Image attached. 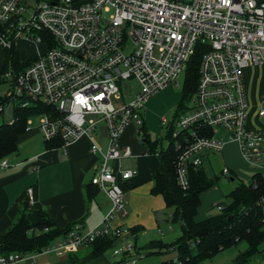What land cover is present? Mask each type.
<instances>
[{
	"label": "built area",
	"instance_id": "1",
	"mask_svg": "<svg viewBox=\"0 0 264 264\" xmlns=\"http://www.w3.org/2000/svg\"><path fill=\"white\" fill-rule=\"evenodd\" d=\"M20 40L43 51L19 71L11 66L2 74L8 89L0 116L7 108L29 109L35 114L26 119L25 132L35 130L44 143L59 141L63 150L103 124L104 147L89 148L100 156L90 184L105 194L109 209L96 227L74 223L39 252L0 254V264H26L37 255L75 253L99 238L130 236L112 221L126 216L117 176L129 179L135 171L119 165L116 174L110 162L131 156L128 147H119V138L133 124L141 139L145 102L171 84L178 86L196 51L201 57L191 107L171 131L177 185L188 190L189 169L200 168L231 142L264 178V129L248 126L244 89L249 68L264 71V0H0V50L15 51ZM127 80L139 89L125 103L120 85ZM112 99L122 105L116 108ZM260 106L258 117H263L264 94ZM0 167H7L6 160ZM26 197L33 204L30 189ZM112 255L116 262L125 257V264H133L134 244L127 241Z\"/></svg>",
	"mask_w": 264,
	"mask_h": 264
},
{
	"label": "trees",
	"instance_id": "2",
	"mask_svg": "<svg viewBox=\"0 0 264 264\" xmlns=\"http://www.w3.org/2000/svg\"><path fill=\"white\" fill-rule=\"evenodd\" d=\"M200 57L201 53L196 51L186 65L182 84V99L176 109L175 121L185 110L184 100L188 101L196 90ZM9 63L14 68V72L24 66L18 64L19 56L16 51L3 50V66L0 70V77L7 71ZM3 101V96H0V104ZM34 114L29 109L16 108L13 111L14 121L12 123L3 121L0 124V161L17 151V138L25 132L26 119ZM174 122L168 126L166 131L165 138L169 141L166 148L158 149V142L151 141L143 126L140 128L143 136L141 141L146 152L157 154L160 163V169L156 171L152 179L153 186L150 192L152 195L161 196L165 206L168 209H173V218L180 220L182 224V234L175 243L151 241L143 248L146 251L145 255L175 251L176 260L160 264H199L202 260L209 259L226 248L235 246L239 242H245L247 249L234 260L233 264L251 259L259 252V246L264 242V178L260 174H253L249 185L241 183L227 195L228 203L216 205L218 209L222 207L220 214L196 221L199 195L214 183L206 177L201 168H190L188 190L182 191L177 185L175 178L177 151L171 140ZM55 143L56 141L46 142L45 146L50 149ZM92 188L94 193L91 191ZM98 191L95 186L89 184L86 189L87 200H91ZM19 205L21 210L17 220L9 226L5 234L0 235V254L39 252L55 239L64 236L72 226L71 224L60 230L42 211L39 212L37 223L32 226L27 220L30 204L26 196L19 200ZM137 229H130V234L135 235ZM117 240L115 237L96 239L86 245L88 249L83 255H72L69 260L71 264H87L90 260L103 256L105 252L115 246ZM139 252L140 250L135 248V253L139 254ZM125 262L124 257L115 263L125 264Z\"/></svg>",
	"mask_w": 264,
	"mask_h": 264
},
{
	"label": "crops",
	"instance_id": "3",
	"mask_svg": "<svg viewBox=\"0 0 264 264\" xmlns=\"http://www.w3.org/2000/svg\"><path fill=\"white\" fill-rule=\"evenodd\" d=\"M0 53L3 55V50H0ZM2 66L3 61L0 62V70ZM136 130L137 127L133 124L128 125L118 141L119 147L130 149L131 156L119 162H110L116 174L120 171L119 165L121 170L135 171V175L129 179L123 180L117 176V183L120 181L119 187L122 190V199L127 194L125 202L126 206L130 208V212L128 213L125 208L126 216L124 218L128 217L127 220L116 218L117 221L113 223L114 225L112 224L113 226L121 225L129 230L138 228L135 235L130 234L131 238H135V241L138 236L145 235L147 228L155 230L157 227V230H160L155 218L147 216L146 219L145 214L156 212L155 210L160 207V204L165 206L161 196L152 195L150 192L153 186L152 179L156 171L160 169L159 161L156 163L155 157H153L157 154L147 153L145 147L141 145L139 146L140 150L136 152V155H133L136 150L135 144L142 142L143 137L141 136L139 139ZM102 134L95 132L91 136H82L66 146L64 150L59 148V141H56L53 148L47 149L42 137L35 130L19 135L17 151L3 159L7 162L6 168L0 167V235L5 234L9 226L17 220L21 210L19 200L26 196L29 189L33 198V204L30 205L27 213L30 225L33 226L37 223L39 212L42 211L60 230L77 222L89 230L96 227L106 215L109 202L105 194L100 191L96 192L91 200H87L86 189L90 184L91 177L98 170L100 158L99 154L90 153L89 148L93 143L104 147L106 137L104 132ZM129 160L134 161L135 165H122L123 161ZM91 191L94 193L93 188ZM138 195L139 200L142 199L144 204L135 202ZM146 208L147 213L144 212ZM161 235H164L163 232ZM129 237L119 238L116 243L130 241ZM152 241L162 242V240ZM133 244L137 250L143 251L144 246L138 248L136 242ZM87 249L88 247L85 245L72 254L37 255L26 264H71L70 256L83 255ZM241 253L243 252L238 253L234 260ZM138 256H141L140 252L136 254V257ZM250 260L239 264H247ZM113 263L107 261L103 255L90 260L87 264ZM133 264H137V260H134Z\"/></svg>",
	"mask_w": 264,
	"mask_h": 264
},
{
	"label": "rangeland",
	"instance_id": "4",
	"mask_svg": "<svg viewBox=\"0 0 264 264\" xmlns=\"http://www.w3.org/2000/svg\"><path fill=\"white\" fill-rule=\"evenodd\" d=\"M15 51L19 56V63L24 65L27 61L34 58L37 52H42L43 47L39 45H34L33 43L26 41H17L15 43ZM3 61V55L0 53V62ZM11 64H8L7 71L11 70ZM2 79V75L0 80ZM184 80V74L178 78L179 85L171 84L161 91L151 95L145 102L143 108L141 109V117L143 120V129L148 134L151 140H156L158 142L157 148H166L169 141L165 138L167 126L175 121V114L177 106L181 103L182 99V84ZM8 86L1 83L0 81V96H3L7 91ZM139 89L137 83L134 80H127L122 82L120 85V92L123 95L124 102H128L132 99V96ZM244 89L247 96L248 108H247V124L249 127L257 130L264 129V116L258 117V111L260 110V96L264 94V71L260 68H249L246 72ZM112 102L116 108L122 105L121 100L112 99ZM184 107L190 108L191 105L188 101L184 100ZM264 108V107H263ZM185 112V110H184ZM183 112V113H184ZM182 113V114H183ZM13 111L10 108L4 110L2 116H0V124L4 121H8L12 118ZM98 131L102 134L104 132L103 124L97 126ZM103 135V134H102ZM142 142L135 144L136 150L133 155L138 152L139 146ZM155 162L159 161V158L155 155ZM11 158V157H10ZM117 165V163H116ZM122 165L131 166L135 165L134 161H123ZM224 167L230 170L227 176L222 175L221 171ZM206 177L213 181V185L207 190L203 191L199 195V206L196 214V221H202L210 216H217L220 214V210L216 207L217 204H226L229 202L227 195L234 190L241 183L249 185L251 182L252 175L256 172L255 168L248 165L239 152L237 144L227 143L225 144L221 153H215L209 155L200 167ZM232 179V180H231ZM120 181H118L119 185ZM121 189V188H120ZM122 199L124 208L127 212H130V208L126 206L125 197ZM138 199L136 203L144 204V202ZM159 205V204H158ZM157 205V206H158ZM125 210V211H126ZM147 208L144 209L146 212ZM156 212H151L145 214V218H155L160 230H162L164 235H161L155 227V230L146 229L145 235L138 236L135 238L129 237L128 240L134 243L138 248L144 246L145 243L152 240H162L163 243L172 244L177 241L181 236V221L174 219L172 216L173 209H168L164 205L160 204V207L156 208ZM29 211H27L28 213ZM152 214V215H151ZM131 215V213H130ZM171 216V217H170ZM118 218V217H116ZM116 218L112 221V224L117 221ZM128 217L122 219L127 220ZM120 219V218H119ZM121 220V219H120ZM148 223V222H147ZM114 225V224H113ZM126 242H118L115 246L104 253L105 259L110 263L116 262L119 258L112 255L113 250L124 247ZM247 249L245 242H239L235 246L226 248L209 259L202 260L199 264H233L234 258L240 252H244ZM143 250V249H142ZM146 251L140 250V255L136 257L137 264H160L169 260H176L177 254L175 251L164 253L161 255H145ZM80 255V253H79ZM264 263V242L259 246V252L256 253L247 264H263Z\"/></svg>",
	"mask_w": 264,
	"mask_h": 264
},
{
	"label": "water",
	"instance_id": "5",
	"mask_svg": "<svg viewBox=\"0 0 264 264\" xmlns=\"http://www.w3.org/2000/svg\"><path fill=\"white\" fill-rule=\"evenodd\" d=\"M232 180V179H231ZM229 219H230V217H229Z\"/></svg>",
	"mask_w": 264,
	"mask_h": 264
}]
</instances>
